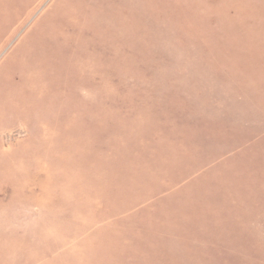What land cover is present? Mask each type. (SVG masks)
I'll return each mask as SVG.
<instances>
[{
  "label": "rangeland",
  "instance_id": "obj_1",
  "mask_svg": "<svg viewBox=\"0 0 264 264\" xmlns=\"http://www.w3.org/2000/svg\"><path fill=\"white\" fill-rule=\"evenodd\" d=\"M0 264H264V0H0Z\"/></svg>",
  "mask_w": 264,
  "mask_h": 264
}]
</instances>
